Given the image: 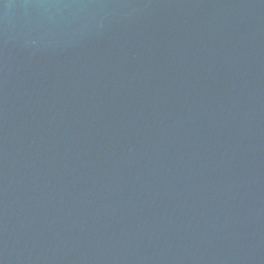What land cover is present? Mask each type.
I'll return each mask as SVG.
<instances>
[{
  "label": "water",
  "instance_id": "water-1",
  "mask_svg": "<svg viewBox=\"0 0 264 264\" xmlns=\"http://www.w3.org/2000/svg\"><path fill=\"white\" fill-rule=\"evenodd\" d=\"M0 264H264V0H0Z\"/></svg>",
  "mask_w": 264,
  "mask_h": 264
}]
</instances>
